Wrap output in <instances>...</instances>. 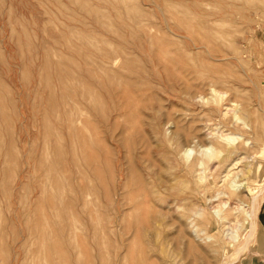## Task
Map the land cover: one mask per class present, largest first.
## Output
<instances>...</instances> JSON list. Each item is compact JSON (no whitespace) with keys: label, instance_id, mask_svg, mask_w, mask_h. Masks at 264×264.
Wrapping results in <instances>:
<instances>
[{"label":"rangeland","instance_id":"1","mask_svg":"<svg viewBox=\"0 0 264 264\" xmlns=\"http://www.w3.org/2000/svg\"><path fill=\"white\" fill-rule=\"evenodd\" d=\"M162 36L182 52L167 78ZM0 60V264L220 262L264 181V0H0ZM209 145L240 156L188 171ZM249 249L264 264L257 225Z\"/></svg>","mask_w":264,"mask_h":264},{"label":"bare ground","instance_id":"2","mask_svg":"<svg viewBox=\"0 0 264 264\" xmlns=\"http://www.w3.org/2000/svg\"><path fill=\"white\" fill-rule=\"evenodd\" d=\"M125 1V0H124ZM127 1H129V0H127ZM128 4V3H127ZM131 5V4H130ZM130 5H128L129 7H130ZM49 14V13H48ZM259 15V14H258ZM179 17V16H178ZM172 19H174V18H172ZM48 20V19H47ZM179 20V19H178ZM51 22H53V21H51ZM186 22V21H185ZM49 23V22H48ZM54 23V22H53ZM187 24V23H186ZM146 28V27H145ZM184 29H185V32L187 33V36L189 35V39L191 40V43H193V45L194 46H196V47H201V46H204L203 44H201V41H200V39L197 37V35H195L194 36V34L193 33H195L196 34V31L195 32H192V30H191V28L190 27H188V26H186L185 24H184ZM145 30H147V29H145ZM193 31H194V29H193ZM62 33V32H61ZM204 33V32H203ZM201 34V33H200ZM63 35V34H62ZM167 35V34H166ZM199 36V35H198ZM167 37V36H166ZM166 37H164L163 38V36L160 38L159 37V40L158 41H154L153 40V38L151 39L150 38V40H149V44H148V49H149V51H150V53H151V57L153 58V60L157 63V64H159V65H161V67H162V72H163V75L165 76V78H167V77H169V74L172 72H170V70H174V69H172V68H174V67H176L177 69H178V67H177V60H176V58L179 56L180 57V55L182 54V52L180 51V50H178V48L177 49H174V50H172L170 47H169V45H171L170 44V42H169V40L166 38ZM29 39V38H28ZM203 41V40H202ZM207 41V40H206ZM54 42V41H53ZM67 43V42H66ZM174 44V43H173ZM204 44H205V41H204ZM216 46H217V44H216ZM50 47V46H49ZM182 49V48H181ZM212 50V49H211ZM214 50V49H213ZM212 50V51H213ZM181 52V53H180ZM102 55V54H101ZM104 55V54H103ZM173 55H177V57H173ZM105 57V56H104ZM117 57V56H116ZM133 57V56H132ZM107 58V57H106ZM105 58V59H106ZM110 59V58H109ZM180 59H182V58H180ZM103 60V59H102ZM176 60V61H175ZM1 61V60H0ZM5 61V60H4ZM73 61H75V60H73ZM179 61V60H178ZM87 62V61H86ZM182 62V61H181ZM183 63V62H182ZM48 64V63H47ZM78 64V63H77ZM77 64H75V65H77ZM46 67H47V65H46ZM160 67V68H161ZM145 69V68H144ZM183 69V68H182ZM26 70V69H25ZM45 70V69H44ZM48 68H47V72H48ZM68 71H70V70H68ZM183 71V70H182ZM181 71V72H182ZM186 71V70H185ZM183 74L184 73H186V72H182ZM172 74V73H171ZM45 76V75H44ZM47 76V75H46ZM184 76H186V74L184 75ZM49 77H51L50 75H49ZM116 77V76H115ZM129 77V76H128ZM47 78H48V76H47ZM130 78V77H129ZM21 79V78H20ZM51 79V78H50ZM60 79V78H59ZM124 79V78H123ZM112 80V79H111ZM119 80V79H118ZM116 81L115 80V82H118L117 84H118V86H117V88L119 87V93L121 92L122 93V95L121 96H123V98H124V96L125 95H123V94H127V93H130V91H133L132 89H131V87H130V84L128 83V82H122V80H119V81ZM127 80V79H126ZM61 81H64V83H65V80L63 79L62 80V78H61ZM108 81H109V79H108ZM6 82V81H5ZM209 83V82H208ZM1 84V83H0ZM67 84V83H66ZM207 84V83H206ZM211 84V83H210ZM214 84V83H213ZM212 84V85H213ZM59 85V84H58ZM108 85H110V84H108ZM196 85V84H195ZM197 85H198V83H197ZM211 85V86H212ZM1 86V85H0ZM3 86V85H2ZM1 86V87H2ZM64 86V85H63ZM62 86V87H63ZM66 86H68V85H66ZM105 86H106V84H105ZM115 86V87H116ZM4 87V86H3ZM65 87V86H64ZM206 87H208V86H206ZM210 87V86H209ZM188 88H190V87H188ZM211 88V87H210ZM212 88H215L214 86L212 87ZM56 89V88H55ZM54 89V90H55ZM92 90V89H91ZM112 90H115V89H112ZM188 90H190V89H188ZM213 90V89H212ZM215 90V92H217V90L216 89H214ZM48 91V90H47ZM187 91V90H186ZM191 91V90H190ZM91 92V91H90ZM89 92V93H90ZM185 92V91H184ZM7 93V92H6ZM93 93V92H92ZM91 93V94H92ZM132 93H134V91L132 92ZM187 93H188V91H187ZM190 93V92H189ZM2 94V92H0V96H2V98H3V95H1ZM109 94V93H108ZM118 95H120V94H118ZM133 95V94H132ZM97 96V95H96ZM101 96V95H100ZM197 96V95H196ZM6 97V96H5ZM83 97V96H82ZM94 98H96L95 96H93ZM126 97H129V95L127 94V96ZM131 97H133V96H131ZM198 97H199V95H198ZM219 97V96H218ZM88 98V97H87ZM99 98V97H98ZM98 98H96V99H98ZM102 98V97H101ZM123 98H122V100H123ZM95 99V100H96ZM118 99H119V96H118ZM120 99H121V97H120ZM125 99V98H124ZM214 101H217L218 102V100H219V98H217V96H215V97H213L212 98ZM4 100V99H3ZM90 100H91V98H90ZM99 100V99H98ZM97 100V101H98ZM106 100V99H105ZM0 101H2V100H0ZM51 101H52V98H51ZM100 101V100H99ZM104 101V100H103ZM96 102V101H95ZM94 102V103H95ZM126 101H124V103H125ZM101 103V102H100ZM122 103V102H121ZM6 103H4V105H5ZM92 104H93V102H92ZM216 104V103H215ZM95 105V104H94ZM98 105V104H97ZM101 105V104H100ZM0 106H2L1 104H0ZM11 106V105H10ZM54 106H56V105H54ZM5 107V106H4ZM9 107V106H8ZM52 107V106H51ZM126 107V106H125ZM133 107V106H132ZM12 108V107H11ZM96 108V107H95ZM101 107H99V109H100ZM104 108V107H103ZM135 108V107H134ZM237 108H238V106H237ZM4 109V108H3ZM88 108H86V110H87ZM119 109V108H118ZM130 109V108H129ZM2 110V108H0V112H2L1 111ZM4 110H6V109H4ZM52 110V109H51ZM238 110V109H237ZM8 111V110H7ZM237 112V111H236ZM7 113V112H6ZM5 113V114H6ZM54 113V112H53ZM234 113V112H233ZM3 113H0V117L3 119V117L1 116ZM9 114V113H8ZM66 115V114H65ZM77 115H79V114H77ZM235 115V117H234V119H236V120H241L242 122H240V123H243L246 127H249V126H251L250 125V120L246 117V116H243L242 118H239V117H237L236 116V114H234ZM243 115V114H242ZM246 115V114H245ZM47 118H48V116H47ZM69 118V117H68ZM12 120V119H11ZM50 120V119H49ZM48 120V121H49ZM71 120V119H70ZM86 121V120H85ZM69 122V121H68ZM235 122V121H234ZM12 123V122H11ZM71 123V122H70ZM60 124V123H59ZM67 124V123H66ZM65 124V125H66ZM72 124V123H71ZM45 125V124H44ZM49 125H51V124H49ZM69 125V124H68ZM86 125V124H85ZM67 126V125H66ZM88 126V125H87ZM90 126V125H89ZM88 126V127H89ZM1 128V127H0ZM85 128V127H84ZM56 129V128H55ZM88 129V128H87ZM92 129V126H91V128L90 129H88L89 130V132H90V130ZM48 130V129H47ZM85 130V129H84ZM95 130V129H94ZM93 130V131H94ZM54 131H56L57 132V130H54ZM74 131V130H73ZM52 131H48L47 132V135H49L50 133H51ZM52 134V133H51ZM51 134L49 135V136H51ZM71 134H73V133H71ZM74 134H76V133H74ZM73 134V135H74ZM83 134V133H82ZM94 134H95V132H94ZM79 135V134H78ZM71 136V135H70ZM76 136V135H75ZM74 136V137H75ZM84 136V135H83ZM91 136V135H90ZM44 137V136H43ZM46 137H48V136H46ZM46 137H45V139H46ZM52 137V136H51ZM58 137V136H57ZM73 137V138H74ZM88 137V136H87ZM3 138V137H2ZM50 138V137H49ZM49 138L46 140L47 141V143H48V140H49ZM54 138V137H53ZM76 138V137H75ZM89 138V137H88ZM87 138V139H88ZM220 138H222V139H219V140H224V141H227V142H229V141H233V140H235L236 139V137H234V136H227V135H224V136H222V137H220ZM50 139H52V138H50ZM71 139V138H70ZM78 139V138H77ZM83 139V138H82ZM85 139V138H84ZM10 140V139H9ZM55 140V139H54ZM79 140V139H78ZM89 140V139H88ZM52 141H53V139H52ZM74 141V140H73ZM76 141V140H75ZM218 141V140H217ZM50 142V141H49ZM58 142V141H57ZM81 142H83V141H81ZM96 142V141H95ZM247 142V140L245 141V143ZM55 143H56V140H55ZM71 143V142H70ZM2 144V143H1ZM53 144H54V142H53ZM82 144V143H81ZM61 145V144H60ZM71 145V144H70ZM51 146H53V145H51ZM58 146H59V144H58ZM82 146V145H81ZM45 147V146H44ZM57 147V146H56ZM97 147H98V144H97ZM239 147V146H238ZM57 148H60V147H57ZM88 148V147H87ZM94 148V147H93ZM8 149V148H7ZM47 149H48V145H47ZM52 149V148H51ZM54 149H56L55 148V144H54V148H53V150ZM43 150H44V148H43ZM49 150V149H48ZM48 150H45L46 151V153H47V151ZM62 150V152H63V149H61ZM75 150V149H74ZM94 150V149H93ZM192 149H189V148H186L185 150H184V153H185V155H186V157H188V154H189V152L191 151ZM56 151H57V149L55 150V152L54 153H56ZM73 151V150H72ZM203 152H202V154L200 155V157L199 158H197V159H194L195 161L194 162H192L191 163V165H189V167H188V171H189V169H191V170H197V172L199 171V170H204V165L205 164H208V160H210L212 157H214V156H216V155H219V154H221V152L222 151H224L225 152V156H231V155H235V159L236 158H239V156H240V153L238 152V150L236 149V148H234V149H225V147H222L221 145H218V147L216 146L215 148H214V146H212V145H209V146H206L203 150H202ZM6 152V151H5ZM5 152H3V153H5ZM43 152V151H42ZM51 152V151H50ZM57 152H61V151H59V149H58V151ZM45 153V154H46ZM239 153V154H238ZM44 154V155H45ZM49 154V153H48ZM58 154H60V156H61V154H65V153H57V155ZM91 154V153H90ZM52 155V154H51ZM94 155H95V153H94ZM94 155H92L91 154V156H94ZM10 156H11V154H10ZM55 156V155H54ZM245 157V159L247 160H249V161H251V160H253L254 158H255V153H252V155H245L244 156ZM10 158H12V157H10ZM226 158V157H225ZM243 158V157H242ZM9 159V158H8ZM62 159V158H61ZM79 159V158H78ZM98 159V158H97ZM214 159V158H213ZM235 159H234V162H236L235 161ZM10 160V159H9ZM239 160V159H238ZM248 160H247V163H249L248 162ZM60 161V160H59ZM67 161V160H66ZM96 161V160H95ZM214 161V160H213ZM256 161V160H255ZM76 162V161H75ZM252 162V161H251ZM38 163V162H37ZM40 163V162H39ZM73 163V162H72ZM95 163V162H94ZM261 163V162H260ZM50 164V163H49ZM79 164V163H78ZM96 164V163H95ZM212 164V163H211ZM230 164V163H229ZM256 164H257V162H256ZM262 164V163H261ZM52 165V164H51ZM248 165V164H247ZM97 166V165H96ZM107 166V165H106ZM45 167V166H44ZM64 167H65V165H64ZM81 167V166H80ZM109 167V166H108ZM107 167V168H108ZM206 167V166H205ZM209 167V166H208ZM46 168H48V169H50V167H46ZM45 168V169H46ZM60 168V167H59ZM210 168V167H209ZM48 169H46V171L48 172L49 170ZM65 169V168H64ZM256 169H257V167H256ZM259 169V168H258ZM54 170H56V168L54 169ZM100 170V169H99ZM65 171V170H64ZM112 171V170H111ZM46 172V173H47ZM191 172V171H190ZM196 172V173H197ZM230 171H228L227 170V172H225V176H227L228 175V173H229ZM256 172H258V170H256ZM255 172V173H256ZM42 173V172H41ZM114 173V172H113ZM136 173V172H135ZM5 174V173H4ZM54 174V173H53ZM6 175V174H5ZM67 175H68V173H67ZM57 176V175H56ZM55 176V177H56ZM130 176V175H129ZM134 176V175H133ZM254 176H256L255 174H254ZM67 177V176H66ZM110 177V176H109ZM135 177V176H134ZM223 177V176H222ZM199 178H200V180L203 178V177H200L199 176ZM224 178V177H223ZM226 178V177H225ZM59 179V178H58ZM57 179V180H58ZM204 179V178H203ZM256 179V178H255ZM3 180V179H2ZM69 180V179H68ZM130 180V179H129ZM138 181V179L136 180V182ZM202 181V180H201ZM260 181V180H259ZM56 182V181H55ZM59 182H60V179H59ZM139 182V181H138ZM183 182V181H182ZM0 183H2L1 181H0ZM129 183V182H128ZM128 183H127V185H128ZM132 183H135L134 182V180H132ZM141 183V182H140ZM40 184V183H39ZM39 184H37V185H39ZM56 184V186H57V183H55ZM55 184H54V186L53 187H55V189H57V187L55 186ZM181 184H183V183H181ZM186 184V183H185ZM240 184H242V183H236V181H235V178H232L230 181H229V183L227 184L228 185V188H230L231 189V191L233 190V191H235L236 190V188L237 187H240L239 185ZM61 185V184H60ZM134 185V184H133ZM136 185V184H135ZM184 185V184H183ZM182 185V186H183ZM126 186V185H125ZM128 187V186H127ZM133 187V186H132ZM184 187V186H183ZM142 188V187H141ZM241 188V187H240ZM248 188V187H247ZM40 190V189H39ZM51 190V189H50ZM132 190V189H131ZM6 191V190H5ZM52 191V190H51ZM54 191H56L57 192V190H54ZM238 191H239V188H238ZM263 191H264V181L263 182H261L254 190H251V187H250V192H248L249 193V201L247 202V203H245L243 200H241V199H239V203H238V208H239V210H241L242 211V214H243V222L246 224L245 225V227H244V231H243V233H241V234H237L236 232H235V230L232 232V235L231 236H229L230 237V242H228V244L226 245V247L224 248V253H223V257H222V259L220 260V262L218 263V264H233L234 263V261H236V260H240V264H247V263H250V262H256V263H258V264H262V263H260L259 262V260L258 259H256V258H254L253 257V255L252 254H254L252 251H250V249H249V247H250V245H251V243H252V241H253V237H254V230H255V226L257 225V226H259V224H258V220H257V212H258V210H259V207H260V199H259V195H260V198L261 197H264V196H262V193H263ZM41 192V191H40ZM83 192V191H82ZM130 192V191H129ZM134 192H136V191H134ZM221 193H223V194H227L228 196H230L231 195V193H229L230 192V190H229V192L228 191H220ZM246 192V191H245ZM262 192V193H261ZM58 193V192H57ZM51 194V193H50ZM54 193L52 192V196H54L53 195ZM217 194V193H216ZM132 195V194H131ZM137 194H135V196H136ZM179 195V194H178ZM217 195H220L219 193L217 194ZM263 195H264V193H263ZM59 196H60V194H58V196L56 197V194H55V196L54 197H56V198H59ZM130 196V195H129ZM128 196V197H129ZM175 196V195H174ZM215 196V195H214ZM238 196V195H237ZM248 196V195H247ZM53 197V198H54ZM127 197V198H128ZM177 198V197H176ZM185 198V197H184ZM231 198V197H230ZM239 198V197H238ZM237 198V199H238ZM52 199V198H51ZM134 199V198H133ZM132 199V197H131V201L133 200ZM141 199V198H140ZM262 199V198H261ZM57 200V199H56ZM141 201V200H140ZM235 201V200H234ZM58 202V201H57ZM56 201H55V203L56 204H58ZM63 202V201H62ZM226 202H227V200H226ZM52 203V202H51ZM53 203H54V199H53ZM42 204V203H41ZM136 204H137V202H136ZM210 204V203H209ZM53 205V204H52ZM73 205V204H72ZM144 205V204H143ZM223 205H224V203H223ZM135 206V205H134ZM138 206H139V203H138ZM141 206V205H140ZM178 206V205H177ZM211 207V206H210ZM222 207V206H221ZM137 208V207H136ZM215 208V207H214ZM56 209V208H55ZM138 209V208H137ZM140 210H141V208H139ZM40 210V209H39ZM67 210V209H66ZM221 210V209H220ZM45 211V210H44ZM56 211V210H55ZM132 211V210H131ZM196 211V210H195ZM223 211V210H222ZM58 212H59V210H58ZM57 212V213H58ZM46 213V212H45ZM54 213V212H53ZM69 213V212H68ZM138 213H141V212H138ZM205 213V212H204ZM214 213L216 214V218H217V220L219 221V220H221V219H223V216H221V215H219V212H218V210H215L214 209ZM42 214H44L43 212H42ZM48 214V213H47ZM47 214H46V216H47ZM221 214H223V213H221ZM45 215V214H44ZM43 215V216H44ZM55 215H56V212H55ZM144 215V214H143ZM212 215V214H211ZM223 215H225V214H223ZM36 216V215H35ZM59 216H60V214L58 215V218H59ZM69 216H70V213H69ZM69 216H67V215H65V217H69ZM62 217V216H61ZM227 217V216H226ZM39 218H41V217H39ZM51 218V217H50ZM49 218V219H50ZM72 218V217H71ZM145 218V217H144ZM208 218V217H207ZM57 219V218H56ZM62 219V218H61ZM214 220V221H213ZM211 221L212 222H216V219L215 218H211ZM135 222V221H134ZM40 223H41V221H40ZM71 224V223H70ZM36 225V224H35ZM54 226V225H53ZM78 226V225H77ZM135 226V225H134ZM53 228V227H52ZM51 228V229H52ZM60 228V227H59ZM39 230V229H38ZM53 230V229H52ZM56 230V229H55ZM43 231V230H42ZM45 231V230H44ZM224 231V230H223ZM41 232V231H40ZM57 233V235H58V232H56ZM198 234V233H197ZM56 235V236H57ZM46 236V235H45ZM53 236H55V233H54V235ZM203 237V236H202ZM43 238V237H42ZM56 238V237H55ZM82 238V237H81ZM45 239V238H44ZM61 239V238H60ZM55 240V239H54ZM78 240V239H77ZM40 241V240H39ZM59 241V240H58ZM62 241V240H61ZM55 243H56V241H55ZM52 244V243H51ZM138 244V243H137ZM223 246H225V245H223ZM35 247V246H34ZM39 248V247H38ZM46 248V247H45ZM35 249V248H34ZM37 251V250H36ZM55 251V250H54ZM35 253V252H34ZM53 253V252H52ZM245 253V254H244ZM255 253H258V255H256V256H260V255H262L263 253H262V251H261V249L260 250H257V251H255ZM66 254V253H65ZM242 254H244V255H242ZM64 257V256H63ZM31 261V260H30ZM42 261V260H41ZM40 262V261H39ZM68 264V263H67Z\"/></svg>","mask_w":264,"mask_h":264},{"label":"crops","instance_id":"3","mask_svg":"<svg viewBox=\"0 0 264 264\" xmlns=\"http://www.w3.org/2000/svg\"><path fill=\"white\" fill-rule=\"evenodd\" d=\"M257 220L259 224V244L261 251L264 254V205H260L259 207Z\"/></svg>","mask_w":264,"mask_h":264}]
</instances>
